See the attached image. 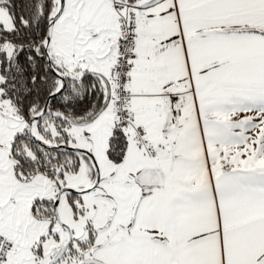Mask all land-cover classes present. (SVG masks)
<instances>
[{
	"label": "snow or ice",
	"instance_id": "snow-or-ice-1",
	"mask_svg": "<svg viewBox=\"0 0 264 264\" xmlns=\"http://www.w3.org/2000/svg\"><path fill=\"white\" fill-rule=\"evenodd\" d=\"M0 264H264V0H0Z\"/></svg>",
	"mask_w": 264,
	"mask_h": 264
}]
</instances>
